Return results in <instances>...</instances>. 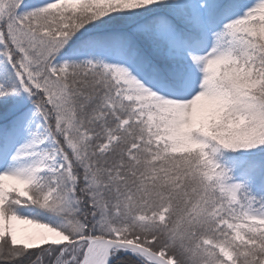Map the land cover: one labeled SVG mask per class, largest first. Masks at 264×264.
<instances>
[{
	"label": "snow or ice",
	"instance_id": "6c2138e0",
	"mask_svg": "<svg viewBox=\"0 0 264 264\" xmlns=\"http://www.w3.org/2000/svg\"><path fill=\"white\" fill-rule=\"evenodd\" d=\"M0 264H264V0H0Z\"/></svg>",
	"mask_w": 264,
	"mask_h": 264
}]
</instances>
